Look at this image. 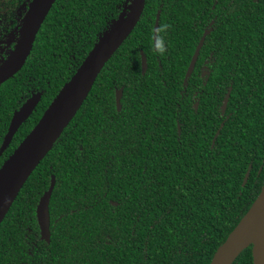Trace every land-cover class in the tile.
<instances>
[{
	"label": "trees",
	"instance_id": "trees-1",
	"mask_svg": "<svg viewBox=\"0 0 264 264\" xmlns=\"http://www.w3.org/2000/svg\"><path fill=\"white\" fill-rule=\"evenodd\" d=\"M126 1L55 2L25 66L0 86V149L15 111L42 93L0 168ZM52 177L47 243L36 209ZM263 185L264 0H146L2 222L0 264H210ZM233 264H253L252 247Z\"/></svg>",
	"mask_w": 264,
	"mask_h": 264
},
{
	"label": "water",
	"instance_id": "water-1",
	"mask_svg": "<svg viewBox=\"0 0 264 264\" xmlns=\"http://www.w3.org/2000/svg\"><path fill=\"white\" fill-rule=\"evenodd\" d=\"M56 1H32L21 22L19 39L15 48L0 64V86L13 78L25 66L37 35ZM145 5L146 0H131L129 5L127 0V5H125L119 17L113 20L99 36L92 50L71 79L64 84L37 125L0 168V227L25 183L52 151L61 135L87 100L105 65L136 28ZM159 20L160 14L156 18L155 40L158 36ZM208 34L209 31L204 33L196 48L186 74L187 77H190L195 69ZM146 70L147 60L145 55L142 54L143 73ZM122 97L123 89H119L116 92L118 111L122 109ZM41 98L42 93L34 94L19 110L15 111L0 149V157L10 146L20 127L31 117ZM229 98L230 93L224 101L223 113L226 112ZM251 168L250 166L246 173L243 186L248 182ZM55 182V177H52L50 187L41 197L36 209L42 239L47 243H50L51 239L49 205ZM250 246L252 247L253 264H264V185L246 215L216 252L210 264H233L241 253Z\"/></svg>",
	"mask_w": 264,
	"mask_h": 264
},
{
	"label": "flooded vegetation",
	"instance_id": "flooded-vegetation-1",
	"mask_svg": "<svg viewBox=\"0 0 264 264\" xmlns=\"http://www.w3.org/2000/svg\"><path fill=\"white\" fill-rule=\"evenodd\" d=\"M32 1L0 0V64L15 48L19 39L21 22L29 10ZM130 2L131 0H128V5ZM3 56L5 58H2Z\"/></svg>",
	"mask_w": 264,
	"mask_h": 264
}]
</instances>
